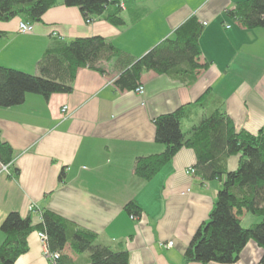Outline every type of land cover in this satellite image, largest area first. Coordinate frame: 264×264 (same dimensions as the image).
<instances>
[{
  "label": "crops",
  "instance_id": "crops-1",
  "mask_svg": "<svg viewBox=\"0 0 264 264\" xmlns=\"http://www.w3.org/2000/svg\"><path fill=\"white\" fill-rule=\"evenodd\" d=\"M128 1L123 25L99 17L87 22L80 9L63 0L32 23L31 31H19L23 20L17 16L0 21V65L38 74V60L54 39L92 35L104 36L136 58L194 15L206 23L198 41L200 62L207 67L190 86L173 75L148 71L141 75L142 92L120 91L113 81L121 67L115 59L103 60L104 73L78 68L71 92L48 98L28 93L17 106H0V137L13 148L8 172L0 171V223L11 210H31L35 223L36 211L48 208L96 232L99 245L125 242L128 264H204L185 263L183 256L199 225L208 220L221 180L190 173L196 154L187 147L150 180L135 176L133 164L140 155L164 148L155 140L153 118L193 102L209 87L222 98L237 130L255 134L264 128V28H244L226 16L242 0ZM189 119L185 128L198 118ZM237 159L228 157V170L237 167ZM131 199L142 208L139 217L124 209ZM258 221L245 213L241 225ZM3 239L0 231V243ZM27 246L15 264H50L38 231L28 234ZM63 253L72 264H89L88 252L75 254L67 245ZM262 253L249 240L237 261L211 264H256Z\"/></svg>",
  "mask_w": 264,
  "mask_h": 264
},
{
  "label": "trees",
  "instance_id": "trees-1",
  "mask_svg": "<svg viewBox=\"0 0 264 264\" xmlns=\"http://www.w3.org/2000/svg\"><path fill=\"white\" fill-rule=\"evenodd\" d=\"M57 0H0V21L19 17L35 23ZM128 0H63L66 6L80 9L85 20L99 17L114 25H123L121 7ZM242 27L264 28V0H242L225 11ZM203 23L191 15L174 29L171 36L161 40L146 53L133 58L100 35L65 41L54 39L37 63L38 74L0 65V106L22 103L28 93L71 92L78 68L88 67L104 73L100 63L116 60L121 71L113 81L120 91L137 90L143 72L154 71L173 75L190 86L208 65L200 62L199 37ZM3 32L0 31V36ZM191 115L198 118L190 126L184 123ZM155 140L164 144L159 153L140 155L134 161L133 173L139 179L150 180L177 151L187 147L195 151L192 167L202 180H221L207 221L199 225L184 252V261L204 264L233 263L244 245L255 241L263 253L256 264H264V128L257 133L236 129L224 110L223 100L209 87L191 103L153 118ZM13 148L0 137V164L12 161ZM237 155L238 165L227 169V159ZM64 169L59 174L62 180ZM129 215L139 217L142 208L131 199L124 205ZM39 221H33L31 210L6 213L0 223L4 239L0 243V264H15L17 257L28 250V234L38 231L46 235L51 252H59L54 264H72L63 253L69 245L75 254L88 252L89 264H128L125 242L105 245L95 243L98 234L81 227L58 212L48 208L37 210ZM250 213L260 221L241 225L242 217Z\"/></svg>",
  "mask_w": 264,
  "mask_h": 264
},
{
  "label": "built area",
  "instance_id": "built-area-1",
  "mask_svg": "<svg viewBox=\"0 0 264 264\" xmlns=\"http://www.w3.org/2000/svg\"><path fill=\"white\" fill-rule=\"evenodd\" d=\"M120 5L123 8L124 2H121ZM86 21L88 22L89 20H86ZM203 24H206V23L203 22ZM18 27H19V31L20 32H23V33L27 32V31H31L33 29L32 23H30V22H28L26 20L25 21H20L19 24H18ZM136 91L137 92L138 91L139 92H142L143 91V88L139 85L137 87V90ZM66 108H67V106L65 105V106L62 107V110L65 111ZM7 166L8 165H6V164H0V171L1 172H8ZM189 172L192 173V174H195L194 173V169L192 167L189 168ZM30 208L32 209L33 207H30ZM131 217H136V216L132 215ZM39 235H40L41 243H42V246H43V255L47 257V259L50 262V264H54L55 263V260L57 259V257H59L58 256L59 255V252L58 251L57 252H51L49 250L48 245H47V242H46V235H44L42 233L39 234ZM168 244L171 245L172 244V241H169Z\"/></svg>",
  "mask_w": 264,
  "mask_h": 264
},
{
  "label": "rangeland",
  "instance_id": "rangeland-1",
  "mask_svg": "<svg viewBox=\"0 0 264 264\" xmlns=\"http://www.w3.org/2000/svg\"><path fill=\"white\" fill-rule=\"evenodd\" d=\"M261 219V218H260ZM245 221H246V219H245ZM245 221H244V223H245Z\"/></svg>",
  "mask_w": 264,
  "mask_h": 264
}]
</instances>
